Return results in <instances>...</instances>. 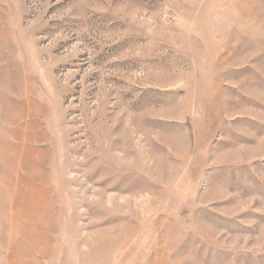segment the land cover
Masks as SVG:
<instances>
[{
  "label": "rangeland",
  "instance_id": "rangeland-1",
  "mask_svg": "<svg viewBox=\"0 0 264 264\" xmlns=\"http://www.w3.org/2000/svg\"><path fill=\"white\" fill-rule=\"evenodd\" d=\"M0 264H264V0H0Z\"/></svg>",
  "mask_w": 264,
  "mask_h": 264
}]
</instances>
